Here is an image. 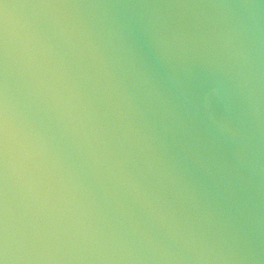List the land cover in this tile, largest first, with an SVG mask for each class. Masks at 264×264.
<instances>
[{"label":"water","instance_id":"1","mask_svg":"<svg viewBox=\"0 0 264 264\" xmlns=\"http://www.w3.org/2000/svg\"><path fill=\"white\" fill-rule=\"evenodd\" d=\"M0 264H264V0H0Z\"/></svg>","mask_w":264,"mask_h":264}]
</instances>
